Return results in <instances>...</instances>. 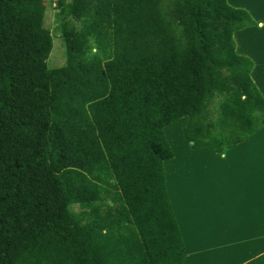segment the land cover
Masks as SVG:
<instances>
[{
	"label": "trees",
	"instance_id": "obj_1",
	"mask_svg": "<svg viewBox=\"0 0 264 264\" xmlns=\"http://www.w3.org/2000/svg\"><path fill=\"white\" fill-rule=\"evenodd\" d=\"M0 0V264H184L164 129L221 155L264 128L228 0ZM184 122V121H183ZM259 221L264 222V219Z\"/></svg>",
	"mask_w": 264,
	"mask_h": 264
},
{
	"label": "crops",
	"instance_id": "obj_2",
	"mask_svg": "<svg viewBox=\"0 0 264 264\" xmlns=\"http://www.w3.org/2000/svg\"><path fill=\"white\" fill-rule=\"evenodd\" d=\"M228 2L234 8L247 10L257 22L235 32L234 40L237 53L253 61L251 77L264 95V0ZM258 42L261 44L255 45ZM185 118L171 124L177 125L176 140L171 137L170 125L164 129L173 150V157L164 162V170L169 199L186 246L185 264H194L195 253L204 251L198 248L204 238L220 231L237 237V220L245 213L242 206L264 197V128L220 155L208 147L192 149L184 133L189 122V117ZM243 190L246 199L237 196ZM260 217L264 219V206L252 212L255 221Z\"/></svg>",
	"mask_w": 264,
	"mask_h": 264
},
{
	"label": "rangeland",
	"instance_id": "obj_3",
	"mask_svg": "<svg viewBox=\"0 0 264 264\" xmlns=\"http://www.w3.org/2000/svg\"><path fill=\"white\" fill-rule=\"evenodd\" d=\"M45 2L47 5L45 25L53 35V48L48 59V65L50 68H58L66 64L65 47L61 38V22L57 18L59 9L56 7L57 0H45ZM231 2H233V0H231ZM260 44L261 42H258L255 45L259 46ZM253 47L254 46H251V48ZM262 85H264V81L262 82ZM178 124L181 123L179 122ZM175 126L172 125L169 128L171 137L174 140H176L177 136V128H175ZM173 128L174 130L172 131ZM179 131L181 132L180 129ZM174 146L179 147L176 143H174ZM192 149L197 148L192 147ZM166 186L168 192L167 182ZM254 191L257 190L254 188ZM237 193H240L237 194L238 197H244L246 199L244 190ZM257 196L259 195H256L255 197ZM253 200L254 202L251 201L249 205L242 206V210H244L245 213L242 215L241 220H237V237L225 236L228 231H220V233L213 232L211 238H204L205 241L198 245V248L204 251H197L195 253V258L192 260L194 264H203L202 261H204V264H264V222L259 221L261 217L256 219V221L252 219L253 210L264 206V197L260 200L258 198H254ZM237 208H240V206H237ZM214 209L212 208L210 210L218 212L217 209ZM199 257H202L200 260L201 262H198L197 260ZM185 259L186 246L184 264Z\"/></svg>",
	"mask_w": 264,
	"mask_h": 264
},
{
	"label": "bare ground",
	"instance_id": "obj_4",
	"mask_svg": "<svg viewBox=\"0 0 264 264\" xmlns=\"http://www.w3.org/2000/svg\"><path fill=\"white\" fill-rule=\"evenodd\" d=\"M248 30V29H247ZM242 33H244V32H242ZM241 33V35L243 36V34ZM237 35H238V33H237ZM238 38H241V36L240 37H238ZM244 41V40H243ZM243 46H244V44H243ZM244 49V48H243Z\"/></svg>",
	"mask_w": 264,
	"mask_h": 264
}]
</instances>
